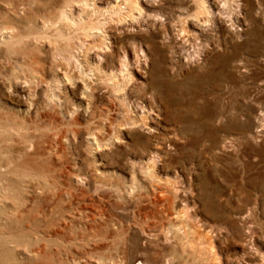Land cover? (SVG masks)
I'll return each mask as SVG.
<instances>
[{
	"label": "rangeland",
	"instance_id": "374dc122",
	"mask_svg": "<svg viewBox=\"0 0 264 264\" xmlns=\"http://www.w3.org/2000/svg\"><path fill=\"white\" fill-rule=\"evenodd\" d=\"M263 116L264 0H0V264H264Z\"/></svg>",
	"mask_w": 264,
	"mask_h": 264
},
{
	"label": "bare ground",
	"instance_id": "6f19581e",
	"mask_svg": "<svg viewBox=\"0 0 264 264\" xmlns=\"http://www.w3.org/2000/svg\"><path fill=\"white\" fill-rule=\"evenodd\" d=\"M59 16L60 18L66 17L63 10L59 12ZM135 65L138 66V64H135ZM144 86H145L144 93H146L144 102L141 101V104H135L136 109L141 112L139 116L142 118H149L151 122L153 121V117L159 118L163 120L164 122H166L167 120H172L175 127L171 126V131L174 132L177 129L176 127L178 126V124L181 123L180 121L181 119L179 118V116L176 115L174 111L175 109L173 108L172 102L170 101L171 95H173V86L171 84H162L159 82H146ZM157 92H158V96H156ZM156 99L159 101L160 105H157L154 103ZM172 109L174 110L172 111ZM147 129L153 132H157V130L154 129L153 127H147ZM155 148H158V147H155ZM159 192L161 194L165 193L162 190H159ZM166 204L170 205V201L169 202L166 201ZM167 213L169 215L171 214V212L170 213L167 212ZM167 218H172V217L167 216ZM132 262L133 264H141L140 257L138 256L135 257L132 260Z\"/></svg>",
	"mask_w": 264,
	"mask_h": 264
}]
</instances>
